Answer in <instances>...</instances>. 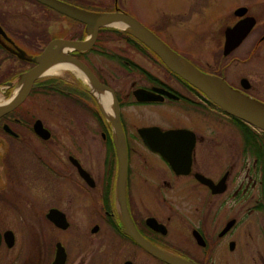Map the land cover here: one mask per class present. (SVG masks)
I'll return each mask as SVG.
<instances>
[{
    "label": "flooded vegetation",
    "instance_id": "flooded-vegetation-1",
    "mask_svg": "<svg viewBox=\"0 0 264 264\" xmlns=\"http://www.w3.org/2000/svg\"><path fill=\"white\" fill-rule=\"evenodd\" d=\"M61 1L80 7L76 0ZM117 3L114 0L110 9L80 8L112 11ZM69 23L80 26L75 37L68 35ZM256 24L257 20L250 33ZM87 32L83 23L36 0H0V104L22 89V75L35 66L34 58L50 41L82 40ZM261 37L253 51L264 43ZM97 41L96 36L90 49L73 50L69 56L112 91L118 111L108 91V115L91 85L97 83L71 64L82 74L66 66L57 74L40 77L20 104L0 115V264H53L58 250L62 264H179V259L188 264H264L263 131L249 125L254 132L248 144L244 127L236 121L240 119L168 69L146 45L137 48L127 42L137 53L153 57L163 75L126 62L145 81L136 87L131 81L119 93L86 59L95 53ZM229 55L222 56L223 64L217 69L182 58L205 75L224 80L237 91L236 97L264 104L251 92L248 78H239V85L226 78ZM138 88L151 92L147 100L136 99ZM37 96L46 97L43 113L36 107ZM53 97L62 104L60 112L50 107ZM129 107L145 114L144 124L130 122ZM214 113L231 120L239 134L238 159H212L213 150L217 151L214 145H226L220 134L214 143ZM56 116L62 122L58 131L52 123ZM116 116L127 153L122 187L113 126ZM140 127L159 129L160 135L150 132L147 139L157 137L161 153L143 142ZM170 130L183 132L166 134ZM139 145L152 159L142 156ZM199 145L203 150L198 152ZM22 150L27 152L20 154ZM29 159H36L46 172H34ZM26 227H37L38 237L28 236ZM155 249L166 253L167 260L157 256ZM88 251L93 252L87 258Z\"/></svg>",
    "mask_w": 264,
    "mask_h": 264
},
{
    "label": "rangeland",
    "instance_id": "rangeland-1",
    "mask_svg": "<svg viewBox=\"0 0 264 264\" xmlns=\"http://www.w3.org/2000/svg\"><path fill=\"white\" fill-rule=\"evenodd\" d=\"M76 1L99 9L114 7V0ZM117 4L123 11L148 27L181 57L193 58L215 69L221 67L224 60L222 57L224 56L222 54L224 29L227 25L236 22L238 17L233 15L234 9L246 6L248 10L246 14L254 16L257 24L249 36L247 35L248 37L232 50L230 55L228 54L230 57L227 59L230 60V64L225 75L230 82L237 85H239V78H248L251 83V92L264 99V43L256 51L252 50L257 39L264 34V0H118ZM79 27L69 23V37H75ZM97 40L95 53L89 54L86 59L89 58L92 67L102 78L119 90V93L127 90L131 81L135 82L134 87L140 86L145 81L140 77L141 73L126 62L149 69L156 75H163L162 68L155 64L153 57L147 58L143 56L144 53H137L122 36L111 31H100ZM221 70L224 71V69ZM50 103V107H56L57 109H54L60 112L62 104L56 97H53ZM46 104H48L46 97L37 96L38 112L43 113ZM128 110L131 112L130 122L136 126L145 123V114L140 110L136 107H129ZM173 118L174 116H169V119ZM229 121L231 120L217 117L215 113L213 115V126L216 130L214 143L220 134L226 145L222 148L214 145L217 151L212 149V159H238L241 141L239 134L233 131L234 128ZM52 123L55 131L61 129L60 116L52 119ZM131 130H134V127ZM57 148L59 151L60 146ZM137 150H141L142 156L146 159H152L149 154H144L141 145L137 147ZM200 150H203V145L198 146V152ZM26 152L22 150L20 154ZM98 154L100 157L103 156V147L100 146ZM244 156L249 154L245 153ZM28 162L34 172H46L36 159H29ZM25 230L31 238L38 237L37 227H26ZM92 252H86V257L88 258Z\"/></svg>",
    "mask_w": 264,
    "mask_h": 264
},
{
    "label": "water",
    "instance_id": "water-1",
    "mask_svg": "<svg viewBox=\"0 0 264 264\" xmlns=\"http://www.w3.org/2000/svg\"><path fill=\"white\" fill-rule=\"evenodd\" d=\"M36 1L55 10L58 13L64 14L71 19L83 23L86 29L88 30V32L85 35V38L82 40L54 39L50 41L48 45H46V47L42 50V52L34 58V61L36 63L35 66L22 75V82L24 81L22 89L18 93L15 94L13 93L5 102H3V104L0 105V115L12 110L14 107L20 104V102H22V100L25 98L26 94L28 93L32 83L36 79L44 76L41 75V71L48 64L56 61H62L65 64L68 65L72 64L77 68H80L89 77L90 81H94L97 83V85L100 86V84L96 81L95 77L87 68V66L84 65L82 62L76 60L75 58L70 57L69 53L72 52L73 50L90 49L96 40V36L98 34L99 29L102 27H112L132 35L140 42H142L144 45H146L162 60V62L165 64V66L168 69L178 74L182 78L186 79L188 82H190L200 91L204 92L216 105L222 108L226 113L242 120L243 122L252 126L253 128L264 132L263 103L247 97L245 98L236 97L235 93L237 91L229 87L224 80L215 78L214 76L205 75L204 73L199 71L192 64H189V62H187L184 58H182L172 49H170L164 42H162V40L154 32H152L143 23H141L139 20H137L129 13L123 10H119L117 6H115V9L112 11H90L66 3L61 0H36ZM247 11L248 10L246 6H239L234 9L233 15L237 16L239 19L233 25L227 26L224 29V42L222 49V54L224 56H227L229 53H231L232 50H234L237 46H239L254 27L256 23V19L254 16L246 14ZM110 21L121 22L125 27L121 28V27H116L114 25H110L108 23ZM128 28H131V30H128ZM263 39H264V35L261 37V40ZM156 44L162 45L167 49H169L171 52L175 53L184 63H186V65L189 67L188 70L172 65L167 59L162 57V55L154 47V45ZM65 47H68V49H65L63 53L62 52L60 53L58 51L59 48H65ZM53 51H56L57 54L54 55ZM56 55H60V56H56ZM66 61H68L69 63H67ZM213 81L220 86V88L224 91V93L228 97H230L232 100L236 102L232 103L216 95V93L209 86V84ZM246 81L247 80L245 78L241 79V82L244 83L245 87H247V85L245 84ZM105 88L107 91H110L114 102V107L118 111L116 98L114 97L110 89H108L107 87ZM149 93L151 92L142 88H138L134 91V95L136 99L139 101L147 100L149 98L148 96ZM117 114L118 113L116 112V115ZM37 123L41 124L40 121H37ZM113 126L115 133L116 155L118 160V183H119V187H122L127 171V153H126L124 136L117 116L115 121H113ZM37 131L41 132L39 126L37 127ZM154 131H156L158 134L160 133L157 127H140L138 129V133L142 138L143 142L152 151L161 153L162 151L158 146V138L154 137L152 139H147L148 136L147 134L150 132L153 133ZM182 132L183 130H170L167 131L166 134L177 135ZM185 155L186 156L190 155L189 149L187 150ZM213 186L215 187L214 184ZM135 239L138 240L145 247H147L146 243L140 240L138 237H135ZM151 249L152 247L149 246L148 250L154 253V251ZM155 252L158 253L157 256H159L160 258L167 260L166 253H162L160 252V250L157 249H155ZM62 263H63V255L58 250L55 260L53 261V264H62ZM179 264H188V262L179 259Z\"/></svg>",
    "mask_w": 264,
    "mask_h": 264
},
{
    "label": "bare ground",
    "instance_id": "bare-ground-1",
    "mask_svg": "<svg viewBox=\"0 0 264 264\" xmlns=\"http://www.w3.org/2000/svg\"><path fill=\"white\" fill-rule=\"evenodd\" d=\"M108 23L110 25H114L116 27H121V28L125 27L121 22H117V21H110ZM128 30H131V28H128ZM154 47L162 55V57L167 59L172 65H175V66H178V67H180L182 69L188 70L189 67L186 65V63H184L175 53L171 52L169 49H167L166 47H164L162 45L156 44V45H154ZM65 49H68V47L59 48L58 51L60 53L61 52L63 53V51H65ZM53 54L54 55L57 54L56 51H53ZM56 56H60V55H56ZM66 66H69L70 68L74 69L76 71V73L82 74L80 71L75 69L72 65L65 64L62 61H56V62L48 64L41 71V75L49 76L51 74H57L61 68L66 67ZM91 85L94 88V91L97 94L98 98L100 99L101 103L103 104V107H104L106 113L109 115L111 113V111H110V109L108 107V104H107V102H109V95L107 94L108 91L103 86H99V85L98 86H94L92 83H91ZM209 86L212 88V90L219 97L224 98V99H226V100H228V101H230L232 103L236 102V101L232 100L230 97H228L216 82H214V81L211 82L209 84Z\"/></svg>",
    "mask_w": 264,
    "mask_h": 264
},
{
    "label": "trees",
    "instance_id": "trees-1",
    "mask_svg": "<svg viewBox=\"0 0 264 264\" xmlns=\"http://www.w3.org/2000/svg\"><path fill=\"white\" fill-rule=\"evenodd\" d=\"M78 6L80 7H89L88 5H85V4H80V3H77ZM100 31H111V32H114L115 34L117 35H120L122 36L125 41H127L129 44H132L134 46H137V48H142L141 45L145 46L142 42H140L138 39H136L135 37H133L132 35L122 31V30H119V29H115V28H112V27H102L100 28ZM237 123L238 125L240 126V128L243 126L244 128L241 129L242 130V133L243 135L245 136V140L246 142L249 144L251 143V140H252V133L254 132L253 129L246 123L240 121V120H237ZM264 132H262V136H261V143L262 145L260 146V153L262 154L263 151H264Z\"/></svg>",
    "mask_w": 264,
    "mask_h": 264
}]
</instances>
